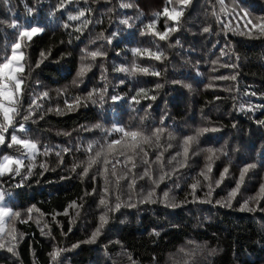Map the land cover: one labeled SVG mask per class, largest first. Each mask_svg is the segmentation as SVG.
<instances>
[{"label": "trees", "instance_id": "obj_1", "mask_svg": "<svg viewBox=\"0 0 264 264\" xmlns=\"http://www.w3.org/2000/svg\"><path fill=\"white\" fill-rule=\"evenodd\" d=\"M60 2L0 0V58L11 54L21 30L9 26L13 21L23 28L43 29L31 40L21 41L26 82L16 122L24 123L27 132L18 135L37 142L40 152L31 161L35 167L30 177L25 175L27 169L20 176L0 177L6 203L21 212L15 222L17 241L7 236L0 241L4 245L0 264H172V259H187L189 264H264V193L260 192L264 185V35L240 34L248 31L243 26L246 20L264 18V0H226L227 13L219 12L216 0H191L178 30L169 33L167 40L141 34L148 31L145 25L155 19L153 13L163 10L166 0H73L59 8ZM172 6H177L175 0ZM81 10L86 15L80 20L68 19ZM125 19L128 24L122 23ZM174 26L163 16L156 24L158 31ZM205 27L210 31L204 32ZM136 48L142 54H134ZM144 49L162 52V58H150ZM93 51L104 55L92 58ZM133 63L160 74L117 71ZM82 64L89 67L78 76ZM219 76L236 79H215ZM44 92L48 96L37 100L40 107L35 115L24 121L33 98ZM89 93L91 98L86 99ZM97 124L148 132L163 128L161 147L153 144L146 150L149 159L163 151L168 171L178 167L176 161L171 165L167 161L182 151L185 136L202 128L216 131L203 133L199 143L192 144L187 166L160 183L155 203H139V197H133L135 207L122 204L119 211L109 212L101 234L86 242L105 210L99 204L104 178L98 166L87 176L81 175L82 167L73 171V166L90 155L89 143L105 138ZM169 134L174 138L170 140ZM118 137L119 133H112L107 139ZM208 148L219 157L208 173L211 181L198 175L206 171L204 150ZM15 151L0 146V154ZM137 164L138 176L144 165ZM249 164L255 167L240 182L241 170ZM225 167L229 172L216 186L214 181ZM197 179L200 184L193 195L189 185ZM238 183L235 197L229 198ZM151 187L147 178L137 179V192ZM163 191H169L168 201ZM121 199L127 196L122 194ZM245 201L253 211L241 210ZM73 202L78 207H69ZM109 202L114 203V196ZM54 248L65 250L52 261L49 253ZM188 252L193 255L186 256Z\"/></svg>", "mask_w": 264, "mask_h": 264}, {"label": "snow or ice", "instance_id": "obj_2", "mask_svg": "<svg viewBox=\"0 0 264 264\" xmlns=\"http://www.w3.org/2000/svg\"><path fill=\"white\" fill-rule=\"evenodd\" d=\"M5 3H8V0H4ZM73 0H61L59 4V8H64L66 4L72 3ZM219 4V12L227 13L228 5L226 4V0H216ZM177 6L173 5V0H166L165 7L160 12L153 13L155 17L154 20L145 25L146 31L143 34H151L154 37H158L159 40H167L169 37V33L178 30V26L181 18L184 15V8L191 3V0H175ZM171 6V7H169ZM121 7H132L131 4H122ZM86 15L84 10L79 11L78 15H69V20H80L81 17ZM213 15L219 19V13L213 12ZM247 12L244 13L246 17ZM163 16L166 17L167 21L174 22V27H166L163 31H158L156 28L157 21L159 18ZM89 21L85 20L84 24L86 25ZM124 24H128V20L125 19L122 21ZM10 27L16 29L20 28L18 38L16 42L11 45V54L0 58V146H6L7 148L16 149L15 154H0V177L4 176H20L22 169H27L25 175L30 177L32 175V168L35 167L31 161H34L37 154L40 152V146L37 142L33 141L29 138H22L18 133L27 132L24 123H17L16 117L20 115V107L22 105L24 89L23 86L26 82V72H25V53L22 50L21 41L25 39L31 40V38L37 33L41 32L43 29L39 27H31L23 28L18 25L15 21H13ZM247 32H241V35H250L253 31H255L258 35H264V18H258L256 21L248 19L245 21L243 25ZM68 27V25H65ZM131 27V25H129ZM79 30V29H78ZM204 32H209L210 28L205 27L203 29ZM134 54H142L141 49L136 48L133 50ZM144 53L147 54L150 58H155L156 60H160L162 58V52H153L150 49H144ZM43 55V53L41 54ZM92 58L97 56H102L104 53L100 51H93L89 53ZM39 65L37 64V67ZM89 66L81 65L80 71L78 72V76H83L85 72L88 70ZM117 71L126 72L130 75H136L138 72L142 74H151V75H159V72L150 71L148 67H141L135 63L131 66V68H119ZM215 79L219 80H235V76H219L215 77ZM123 82V81H122ZM160 87V85H157ZM187 87H191V85H187ZM140 92H145L144 89H140ZM91 93H89V97L91 98ZM255 95V93H253ZM48 93L44 92L40 97H34L32 103L29 105L28 114L23 116V120L27 121L31 115H35V109L40 107L37 104V100L42 99L43 97H47ZM153 99L155 97H152ZM113 99H119V97H113ZM77 102H79V98H76ZM71 107V105H69ZM162 123V122H161ZM95 128L101 129L105 133V138L103 141H94L89 143L86 151L90 153L87 159L82 162V164H77L73 166V171L77 167H82V176H87L89 171L94 167H97V171L104 178V196L99 200V204L104 207V211L99 216V223L96 227L95 231L92 233L89 241H94L97 236L101 234L102 229L108 223V213L113 211H119L122 204L127 207H135V203H133V197H139V203H155L156 202V189L159 188L161 182H163L166 178H171L175 175L176 172L179 171L180 168L186 167V160L189 156V152L192 144L199 143V137L208 131H216V129H208L202 128L196 130L192 135H187L183 138L182 143V151L177 152L170 160L167 161V164H173L174 161L177 162L178 167L173 165L171 171L166 170V164L163 159L164 152L160 151L157 153L154 159H149V154L146 148L151 147L153 144L157 148L161 147L160 139L161 135L164 132L163 128H155L151 132L145 131L140 128H131L125 126H113L111 129L103 128L102 125L97 124ZM11 129V131H10ZM112 133H119L118 138L107 139V137L111 136ZM170 140L174 137L169 134L168 137ZM167 147H171L169 144ZM166 150V149H165ZM47 148L44 150V154H47ZM63 151H68V149H64ZM208 155L206 156V160L208 163L206 164V171H201L198 175L203 177L205 181H211V177L208 173L212 171V162L219 157L216 156V152L214 149L208 148L204 150ZM199 154V153H196ZM59 155V153H57ZM177 157H183L182 160L177 161ZM29 161L28 164L25 161ZM137 161L139 164L144 165L141 172L137 176ZM155 166V168H154ZM43 167V165H42ZM254 164H249L241 170L240 173V182H243L244 175L249 171L250 168H254ZM229 169L225 167L223 172L220 174L219 178L214 181L216 186H219L220 183L225 179ZM95 178V177H93ZM147 178L151 181L152 187L145 191L141 189L139 192L136 191L137 179L144 180ZM121 181H127V184L122 186ZM200 184V180L197 179L196 182L189 185V187L193 190L192 194L195 195V190ZM19 186V185H18ZM240 184L236 185V188L229 194V198L235 197L237 190L239 189ZM208 193L207 195H211L212 192V183L208 184ZM260 192L264 193V185L261 186ZM88 194V193H86ZM91 194H95V189ZM126 195L127 200L121 199V195ZM114 196V203L109 202L110 197ZM162 197L164 201H168L169 191H163ZM264 198V197H262ZM255 199V198H253ZM201 202H210V201H201ZM219 203V202H218ZM249 202L245 201L241 210H249L253 211V208L248 207ZM169 206L176 207L175 203H170ZM34 207V206H33ZM69 207H78L75 202L69 205ZM33 208L27 209L28 214H31ZM64 214H68L67 209ZM79 213L77 212V215ZM21 217V212L18 210H14L12 206L6 203L5 193L0 191V241H2L5 236L10 237L11 241H17L18 234L15 228V222ZM31 216L29 215V219ZM26 222V221H21ZM43 232V229H41ZM22 236L23 234H19ZM3 244H0V247H3ZM73 247H78V244L73 245ZM7 250L9 252H13V247H8ZM65 249L54 248V250L49 253L52 261H55L60 253ZM184 249H181L180 252L184 253ZM186 256H192L193 253L188 252L185 253ZM172 264H189V261L185 259L183 262L177 259H172Z\"/></svg>", "mask_w": 264, "mask_h": 264}, {"label": "rangeland", "instance_id": "obj_3", "mask_svg": "<svg viewBox=\"0 0 264 264\" xmlns=\"http://www.w3.org/2000/svg\"><path fill=\"white\" fill-rule=\"evenodd\" d=\"M1 191V190H0ZM8 198V196L5 194V200Z\"/></svg>", "mask_w": 264, "mask_h": 264}]
</instances>
